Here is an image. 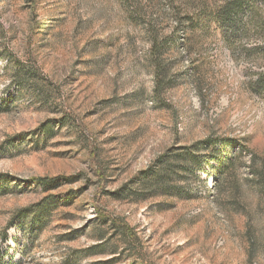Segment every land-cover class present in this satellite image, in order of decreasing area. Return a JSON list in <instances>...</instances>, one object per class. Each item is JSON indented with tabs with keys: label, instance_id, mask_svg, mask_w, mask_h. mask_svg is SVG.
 <instances>
[{
	"label": "rangeland",
	"instance_id": "rangeland-1",
	"mask_svg": "<svg viewBox=\"0 0 264 264\" xmlns=\"http://www.w3.org/2000/svg\"><path fill=\"white\" fill-rule=\"evenodd\" d=\"M222 2L0 0V264H264V0L235 39L176 24ZM208 138L229 170L124 193Z\"/></svg>",
	"mask_w": 264,
	"mask_h": 264
},
{
	"label": "trees",
	"instance_id": "trees-1",
	"mask_svg": "<svg viewBox=\"0 0 264 264\" xmlns=\"http://www.w3.org/2000/svg\"><path fill=\"white\" fill-rule=\"evenodd\" d=\"M167 1L169 3L172 2V0ZM254 2L255 0H223L221 5L211 8L201 4L197 10L196 7L194 8L193 13H185V15L179 17L176 24L180 25V18L186 19L191 32L194 33L197 29H201L202 26L214 23L227 32L225 34L227 39H235L247 32V21H253ZM246 11L249 12L248 16L245 15ZM172 39L176 38L171 37L169 39L171 44L174 42ZM168 43V39L160 42L156 39L152 47L154 63L159 70L162 67L160 61L161 49L166 47ZM221 141L208 138L200 144L196 143L187 148L169 151L159 157L146 171L140 173L136 179L126 185L123 190L124 193L129 194L134 192L137 199H147L162 193L181 192L183 188L177 184L181 181L186 183L183 175L188 173L194 174L202 170L203 158L205 156L202 152L204 151H206L208 159L215 161V170L219 173H224L234 165L235 156H231V154L221 156L220 145L223 144L224 140ZM236 144L240 146L238 142ZM230 153L232 152L230 151ZM196 178L198 179V177ZM47 181L49 180H46V178L37 180L41 184H46Z\"/></svg>",
	"mask_w": 264,
	"mask_h": 264
}]
</instances>
